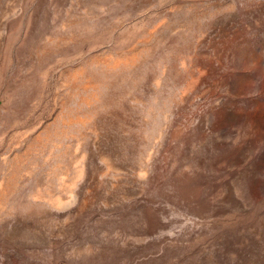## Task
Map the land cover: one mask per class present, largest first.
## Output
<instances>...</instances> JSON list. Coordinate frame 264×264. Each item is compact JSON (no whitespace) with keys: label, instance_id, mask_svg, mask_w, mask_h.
Listing matches in <instances>:
<instances>
[{"label":"rangeland","instance_id":"374dc122","mask_svg":"<svg viewBox=\"0 0 264 264\" xmlns=\"http://www.w3.org/2000/svg\"><path fill=\"white\" fill-rule=\"evenodd\" d=\"M0 264H264V0H0Z\"/></svg>","mask_w":264,"mask_h":264}]
</instances>
